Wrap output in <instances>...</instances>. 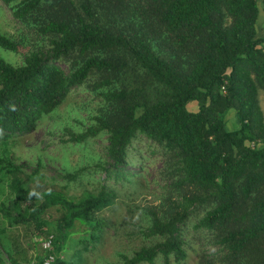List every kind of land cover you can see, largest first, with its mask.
I'll list each match as a JSON object with an SVG mask.
<instances>
[{
	"label": "trees",
	"instance_id": "trees-1",
	"mask_svg": "<svg viewBox=\"0 0 264 264\" xmlns=\"http://www.w3.org/2000/svg\"><path fill=\"white\" fill-rule=\"evenodd\" d=\"M3 1L35 43L20 64L0 56V216L9 226L33 225L42 254L23 262L1 226L0 264H45L50 255L51 264H84L86 239L73 260L62 255L76 226L87 225L95 241L108 224L100 212L115 203L113 190L67 195L35 178L42 155L27 173L28 163L8 154L12 139L34 131L81 85L102 103L83 130L65 127L64 143L106 134L103 168L126 180L121 169L139 136L156 143L163 160L165 193L141 207L149 224L132 220L127 233L142 243L108 264L184 261L185 229L202 211L194 227L211 234L221 254L200 264H264V0ZM20 46L0 32V47ZM64 175L72 181L78 172Z\"/></svg>",
	"mask_w": 264,
	"mask_h": 264
},
{
	"label": "rangeland",
	"instance_id": "rangeland-1",
	"mask_svg": "<svg viewBox=\"0 0 264 264\" xmlns=\"http://www.w3.org/2000/svg\"><path fill=\"white\" fill-rule=\"evenodd\" d=\"M259 28L264 32V20L260 21ZM0 32L20 41L22 45L18 52L0 47V56L14 64H20L25 53L32 47L31 41H35L28 27L14 17L11 7L3 0H0ZM58 63L66 72L70 71L69 62L59 60ZM260 102L264 111V91L260 93ZM101 103L102 98L85 85L74 87L65 102L55 112L39 121L34 131L18 135L12 139V145H7L8 149L12 148L9 156L13 155L16 162L28 163L25 167L27 173L36 169L37 158L42 155L44 166L35 178L64 186L67 195L80 198L89 191L96 193L103 187L116 193L115 203L100 212L108 221L107 226L98 232L100 238L95 241L88 238L89 233L84 230L88 226L80 224L76 226L78 233L64 246L62 255L73 260L77 249L82 246L81 241L86 239L90 248L82 252L84 264H108L120 260L119 251L132 253L142 243V238L137 235L127 236V233L135 230L131 221L149 224L141 207L160 203L166 184L161 177L163 160L160 149L145 136L135 139L129 149L128 165L121 169L127 180L117 177V173L109 176L103 168L106 162L105 146L108 143L106 134L81 145L63 142L68 138L65 127L70 126L76 131L83 130L91 122L89 116L96 112ZM189 108L196 110L197 105L190 104ZM3 149L4 145L0 144V151ZM66 172H78V176L75 180L68 181L64 175ZM198 214L191 217L185 229L187 258L181 262L172 260V264H200L204 257L221 254L219 248L211 242V234L194 227L203 211ZM1 226L6 227L10 248L18 251V257L27 258L23 262L31 260L34 254H42L40 246L33 241L36 233L33 225L28 227L21 223L9 226L8 221L0 216ZM156 264H164V260L159 258Z\"/></svg>",
	"mask_w": 264,
	"mask_h": 264
},
{
	"label": "built area",
	"instance_id": "built-area-1",
	"mask_svg": "<svg viewBox=\"0 0 264 264\" xmlns=\"http://www.w3.org/2000/svg\"><path fill=\"white\" fill-rule=\"evenodd\" d=\"M40 241L42 242V247L44 249H51V240L49 239H40ZM55 257L53 255H50L49 257H47V259L45 260V264H51L52 262H54Z\"/></svg>",
	"mask_w": 264,
	"mask_h": 264
}]
</instances>
